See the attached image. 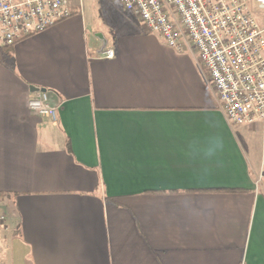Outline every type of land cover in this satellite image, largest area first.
<instances>
[{
    "label": "crops",
    "instance_id": "crops-1",
    "mask_svg": "<svg viewBox=\"0 0 264 264\" xmlns=\"http://www.w3.org/2000/svg\"><path fill=\"white\" fill-rule=\"evenodd\" d=\"M68 2L0 55V264H264V123L227 120L190 44Z\"/></svg>",
    "mask_w": 264,
    "mask_h": 264
},
{
    "label": "built area",
    "instance_id": "built-area-1",
    "mask_svg": "<svg viewBox=\"0 0 264 264\" xmlns=\"http://www.w3.org/2000/svg\"><path fill=\"white\" fill-rule=\"evenodd\" d=\"M119 2L167 47L181 52L188 43L196 50L232 125L264 123V0ZM72 12L68 0H0V50L53 27ZM113 56L112 50L103 52L106 59ZM28 107L55 119L57 108L46 93L31 99Z\"/></svg>",
    "mask_w": 264,
    "mask_h": 264
},
{
    "label": "rangeland",
    "instance_id": "rangeland-1",
    "mask_svg": "<svg viewBox=\"0 0 264 264\" xmlns=\"http://www.w3.org/2000/svg\"><path fill=\"white\" fill-rule=\"evenodd\" d=\"M82 10L85 9L89 13H94L93 15L97 16V21L103 25V20L106 18H116L119 17V14L122 9V5L119 0H99L101 1V6L96 2L97 0H80ZM129 18H133L135 21L139 22L136 18L127 14ZM262 16V13H261Z\"/></svg>",
    "mask_w": 264,
    "mask_h": 264
},
{
    "label": "trees",
    "instance_id": "trees-1",
    "mask_svg": "<svg viewBox=\"0 0 264 264\" xmlns=\"http://www.w3.org/2000/svg\"><path fill=\"white\" fill-rule=\"evenodd\" d=\"M12 47H8V48H4L0 50V55L4 56V57H10L12 54ZM3 195L0 194V198H2Z\"/></svg>",
    "mask_w": 264,
    "mask_h": 264
},
{
    "label": "clouds",
    "instance_id": "clouds-1",
    "mask_svg": "<svg viewBox=\"0 0 264 264\" xmlns=\"http://www.w3.org/2000/svg\"><path fill=\"white\" fill-rule=\"evenodd\" d=\"M213 152H214V147L213 146H210L209 149H208V151H207V153H206V155H212Z\"/></svg>",
    "mask_w": 264,
    "mask_h": 264
},
{
    "label": "water",
    "instance_id": "water-1",
    "mask_svg": "<svg viewBox=\"0 0 264 264\" xmlns=\"http://www.w3.org/2000/svg\"><path fill=\"white\" fill-rule=\"evenodd\" d=\"M40 92H41V93H45L46 90H45V89H40Z\"/></svg>",
    "mask_w": 264,
    "mask_h": 264
}]
</instances>
